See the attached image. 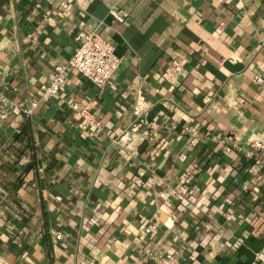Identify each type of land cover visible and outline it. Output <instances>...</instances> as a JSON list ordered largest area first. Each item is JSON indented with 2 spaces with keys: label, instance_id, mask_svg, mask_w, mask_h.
Segmentation results:
<instances>
[{
  "label": "crops",
  "instance_id": "1",
  "mask_svg": "<svg viewBox=\"0 0 264 264\" xmlns=\"http://www.w3.org/2000/svg\"><path fill=\"white\" fill-rule=\"evenodd\" d=\"M82 31L118 70L99 88L68 69L40 100ZM256 75L264 0H0V110L39 101L0 118V264H264Z\"/></svg>",
  "mask_w": 264,
  "mask_h": 264
},
{
  "label": "built area",
  "instance_id": "2",
  "mask_svg": "<svg viewBox=\"0 0 264 264\" xmlns=\"http://www.w3.org/2000/svg\"><path fill=\"white\" fill-rule=\"evenodd\" d=\"M224 3H230L232 0H222ZM79 43L75 48L72 56L65 64H56L50 74L49 81L40 85L41 94L40 100L48 101L50 98L58 95L64 89L66 72L68 69H73L81 76L89 80L92 84L99 88L106 86L112 76L118 70L121 60L114 51V47L108 42L100 32L97 31H82L77 35ZM181 64L175 63L169 66L170 71L180 72ZM254 81L258 84H263L264 80L260 75L254 77ZM38 99H29L23 106L11 104L8 107H3L0 110V118L4 119L9 113L30 115L38 104ZM70 107L75 110L82 118L84 129H93L99 131L101 129L100 122L94 117L86 106L77 102L70 103ZM231 140L227 138V144L224 143V149L229 151L231 146L228 144ZM245 151L248 158L253 159L249 170L260 165V158L264 157V137L251 140L247 143ZM254 155H257L253 157ZM22 162L25 159H21ZM185 189V186L181 188ZM209 224L205 225L209 229ZM59 237V234H57ZM173 261L171 254L159 256L155 264H167Z\"/></svg>",
  "mask_w": 264,
  "mask_h": 264
}]
</instances>
